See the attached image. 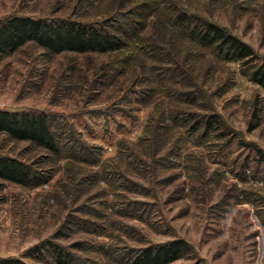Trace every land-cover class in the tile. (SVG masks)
I'll return each instance as SVG.
<instances>
[{"label": "rangeland", "instance_id": "obj_1", "mask_svg": "<svg viewBox=\"0 0 264 264\" xmlns=\"http://www.w3.org/2000/svg\"><path fill=\"white\" fill-rule=\"evenodd\" d=\"M117 1L86 9L78 0H0V20L21 14L93 22L109 18ZM176 1L251 46L257 59L225 61L173 33L167 46L187 84L163 86L142 68L161 63L143 55L139 39L118 52L56 55L29 42L0 59V110L45 112L63 145L88 147L71 158L65 146L52 154L0 134V154L30 163L44 179L36 187L0 182V257L55 264L49 252L28 254L52 241L74 252L76 264H122L130 249L181 238L191 250L173 264H264V162L257 153L264 152V89L249 77L264 61V1ZM139 10L137 22L146 20L135 32L157 40L162 20ZM164 88L198 93V104H180ZM175 106L214 112L219 123L203 138L187 130L188 117L183 127L162 120ZM121 148L134 157L123 158Z\"/></svg>", "mask_w": 264, "mask_h": 264}, {"label": "trees", "instance_id": "obj_2", "mask_svg": "<svg viewBox=\"0 0 264 264\" xmlns=\"http://www.w3.org/2000/svg\"><path fill=\"white\" fill-rule=\"evenodd\" d=\"M78 2V8L93 9L98 7L102 0H78ZM117 2L118 7L109 18L93 22H82L75 17L42 18L21 14L8 15L0 20V59L29 42L44 49L47 55H56L63 52H118L142 40L143 44H138V48L144 56L161 65L165 60L171 64L164 66L143 64L142 68L149 77L153 76L157 86H163L166 80L179 82L181 85L187 84L185 83L187 72L178 64L173 51L167 46L170 42L174 43L171 35L173 33L182 34L186 40L194 42L202 49L212 50L216 56L225 61L252 63L257 59L251 46L227 32L219 24L199 17L186 7H181L176 0H118ZM120 4L124 7H119ZM138 10L147 17L153 12L162 20L163 25L159 28L160 37L157 40L149 41L148 38H142L135 32L134 27L138 29L137 26L143 25L146 20V17L141 16L142 23L137 22L134 16H139L136 12ZM249 77L264 89V61L251 68ZM164 92L180 104H198V93L192 94L188 91L167 88ZM186 117L193 120L192 123L189 122L187 130L193 133L201 132L203 138L210 135L219 123V116L214 112L208 115H194L182 107L175 106L167 108L162 113L163 121L181 127L188 120ZM257 126L258 123L250 130ZM0 134L12 140L30 142L52 154H61L65 146L66 150L73 152L71 158L80 157V154L88 148L76 140L70 142V145H63L60 135L53 127L51 116L39 111L0 110ZM257 153L259 161L264 162V152L259 149ZM120 154L125 159L134 157V153H131L129 148L125 150L121 148ZM0 180L23 187H36L44 182L42 174L30 163L3 154H0ZM190 250L191 246L186 240L177 238L130 249L121 256L120 260L122 264H173L188 256ZM46 252L52 255L55 264H76L79 259L69 248L54 244L52 241L34 246L28 254L34 256L36 253L41 258L40 256H44ZM0 264L27 263L21 258L9 256L0 257ZM192 264L206 263L198 259Z\"/></svg>", "mask_w": 264, "mask_h": 264}, {"label": "crops", "instance_id": "obj_3", "mask_svg": "<svg viewBox=\"0 0 264 264\" xmlns=\"http://www.w3.org/2000/svg\"><path fill=\"white\" fill-rule=\"evenodd\" d=\"M0 182H2V183H3V182H5V181H2V180H0ZM15 185H17V184H15ZM18 186H19V185H18Z\"/></svg>", "mask_w": 264, "mask_h": 264}]
</instances>
